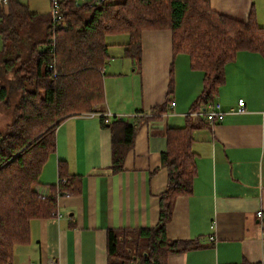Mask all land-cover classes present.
I'll return each instance as SVG.
<instances>
[{
  "label": "crops",
  "instance_id": "1",
  "mask_svg": "<svg viewBox=\"0 0 264 264\" xmlns=\"http://www.w3.org/2000/svg\"><path fill=\"white\" fill-rule=\"evenodd\" d=\"M218 14L246 23L252 13L264 28V0H209ZM123 37V38H121ZM104 68L105 103L56 128V150L42 168L37 191L50 195L58 163L77 176V193L56 200L51 218L30 222V241L15 246L11 264H108L107 232L155 227L167 181L160 165L167 128H180L202 89V73L185 54L172 55L168 30L144 31L141 59L124 55L127 36H110ZM116 49V53H112ZM110 63H113L109 66ZM171 77L170 111L162 104ZM242 100V106L238 105ZM214 102L225 113L192 134L197 174L192 193L176 197L166 226L170 241L195 247L172 254L167 264H264V55L238 52L225 67ZM242 107L241 114L232 110ZM136 127L120 172L111 170V133L99 115ZM263 213L262 217L257 212Z\"/></svg>",
  "mask_w": 264,
  "mask_h": 264
},
{
  "label": "trees",
  "instance_id": "2",
  "mask_svg": "<svg viewBox=\"0 0 264 264\" xmlns=\"http://www.w3.org/2000/svg\"><path fill=\"white\" fill-rule=\"evenodd\" d=\"M76 5L63 0L62 20L53 25L31 12L26 4L10 0L0 5V108L10 123L0 131V264H11L15 246L30 241V222L51 218L56 200L71 193L78 178L58 163V183L50 195L35 191L42 168L56 150V128L64 120L90 113L105 103L104 68L109 61L110 36L125 35L124 55L141 59L144 31L168 30L172 55L185 54L190 68L202 73V89L193 101L185 124L167 128L166 150L160 165L167 173L159 196L155 227L107 232L108 264H167L170 255L195 247L192 241H170L176 197L192 193L197 174L192 134L207 124L200 114L225 83V67L238 52L264 55V28L251 13L246 23L213 11L209 0H92ZM170 72L165 101L152 115L170 111ZM102 126L111 133V170L120 172L133 145L136 127L113 119ZM64 181L63 183L61 181Z\"/></svg>",
  "mask_w": 264,
  "mask_h": 264
},
{
  "label": "built area",
  "instance_id": "3",
  "mask_svg": "<svg viewBox=\"0 0 264 264\" xmlns=\"http://www.w3.org/2000/svg\"><path fill=\"white\" fill-rule=\"evenodd\" d=\"M10 0H0V5H6L9 3ZM19 1V0H18ZM49 1V7H50V16L52 24L55 26L60 23L62 20V3L63 0H48ZM82 1V2H81ZM76 5H82V4H93L92 0L87 3L85 0H74ZM243 101L238 100V105L242 106ZM234 113L241 114L243 112V108L239 107L236 110H232ZM208 122L209 125H214L215 123L221 121L225 115V113L221 110V106L217 102H212L208 104V106L200 113ZM88 115H96L95 113H89ZM101 118L104 119L105 124H108V115H99ZM64 182L63 180L61 181ZM258 217H262L263 213L261 211L257 212ZM55 264V263H52Z\"/></svg>",
  "mask_w": 264,
  "mask_h": 264
},
{
  "label": "rangeland",
  "instance_id": "4",
  "mask_svg": "<svg viewBox=\"0 0 264 264\" xmlns=\"http://www.w3.org/2000/svg\"><path fill=\"white\" fill-rule=\"evenodd\" d=\"M19 1L23 4H26L29 7L31 12H34V13L38 14L39 16H43L47 19L49 18L50 7H49V1L48 0H19ZM90 1L91 0H85V2H87V3H89ZM121 36H124V35H121ZM121 38H123V37H121ZM110 42L113 43V42H120V41H119V39H116V38H114V39L106 38L105 39L106 44L110 43ZM1 49H2V38L0 35V51H1ZM116 51H117L116 49H112L113 54L116 53ZM112 64L113 63H110L109 66H111ZM90 113H93V112H90ZM82 114H89V113H82ZM9 123H10V116L8 115V113L3 108H0V131H3L6 127V125ZM36 189H37V186L35 187V191L38 193V191Z\"/></svg>",
  "mask_w": 264,
  "mask_h": 264
}]
</instances>
